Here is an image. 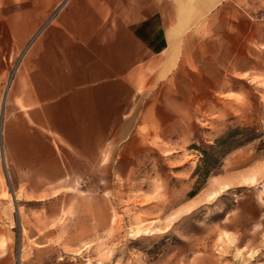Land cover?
<instances>
[{"label": "rangeland", "instance_id": "rangeland-1", "mask_svg": "<svg viewBox=\"0 0 264 264\" xmlns=\"http://www.w3.org/2000/svg\"><path fill=\"white\" fill-rule=\"evenodd\" d=\"M197 29L179 65L140 82L132 138L57 184L4 160L11 67L0 264H264V0H228ZM233 129L223 155L209 148ZM202 149L218 156L206 177Z\"/></svg>", "mask_w": 264, "mask_h": 264}, {"label": "crops", "instance_id": "crops-1", "mask_svg": "<svg viewBox=\"0 0 264 264\" xmlns=\"http://www.w3.org/2000/svg\"><path fill=\"white\" fill-rule=\"evenodd\" d=\"M228 0H0L2 152L30 185L82 176L132 138L140 82L177 66Z\"/></svg>", "mask_w": 264, "mask_h": 264}, {"label": "trees", "instance_id": "trees-1", "mask_svg": "<svg viewBox=\"0 0 264 264\" xmlns=\"http://www.w3.org/2000/svg\"><path fill=\"white\" fill-rule=\"evenodd\" d=\"M238 129H233L228 131L226 134L217 137L214 140V146H209V148L218 147L219 151L218 153L224 154L225 151H227L228 147L232 144L230 140V137L236 132ZM202 152V165H198L195 169V173H199L201 177H206L207 174L210 173V168L215 164L216 161H218V156H213L214 154L208 153L205 149L201 150Z\"/></svg>", "mask_w": 264, "mask_h": 264}, {"label": "bare ground", "instance_id": "bare-ground-1", "mask_svg": "<svg viewBox=\"0 0 264 264\" xmlns=\"http://www.w3.org/2000/svg\"><path fill=\"white\" fill-rule=\"evenodd\" d=\"M255 181V177L254 176H252V177H250L249 179H248V182L249 183H253ZM216 195V192H213L211 195H210V197H213V196H215ZM150 228H149V226H147V227H140V226H137L135 229H133V231H134V233H136V234H140L141 232H143V231H148Z\"/></svg>", "mask_w": 264, "mask_h": 264}]
</instances>
